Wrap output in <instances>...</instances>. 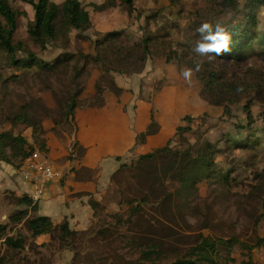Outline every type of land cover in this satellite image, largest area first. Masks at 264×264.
I'll return each instance as SVG.
<instances>
[{
  "label": "trees",
  "instance_id": "1",
  "mask_svg": "<svg viewBox=\"0 0 264 264\" xmlns=\"http://www.w3.org/2000/svg\"><path fill=\"white\" fill-rule=\"evenodd\" d=\"M21 1L34 12L32 19L25 27L29 40L35 47H40L43 51L51 46L53 50L62 52L52 63L48 64L33 52L30 46L20 42L19 50L26 51L28 55L27 58L21 59L20 55L14 51L13 45L18 31V12L13 10L10 0H0V53L15 67L13 74L2 81L6 90L1 87L5 94L3 93L4 95L0 97V103L2 102L0 104V162H6L19 169L33 153L39 152L45 155L43 152H47L45 140L35 133L38 123L33 126V135H31L34 140L33 146H28L25 137V132L30 128L33 105L31 97L28 100L25 92L18 93V100L21 102H14L17 100H12V97L9 96L10 94L15 95L17 88L25 85L26 79L33 73L32 70L35 66L40 68L39 74L47 77L57 76L61 73L65 75L75 73L76 76H81L85 72L87 73L86 79L90 78L93 73L92 70H89L90 60L79 54L67 52V49L72 46L70 45L72 33L80 32L82 38L94 45L96 53L92 60L102 68L101 72L105 74L115 73L121 76L128 74L137 63L139 55L148 57L147 59L152 62L163 59L174 72V76L179 74L182 69H191L205 93L222 95L227 98V105L223 109L225 122L232 117V112L236 107L240 106L246 111L247 126L236 124L234 131L229 132L222 140L205 139L202 134L191 128L193 123L191 116L181 117V123L188 122V126L177 127L175 135L154 152L139 155L137 163L132 167L138 166L144 161H162L171 172L169 183L174 188V197L167 196L161 199L158 204L161 215L165 216L168 210L175 208L179 212L181 223L185 222L188 214H195L194 204L200 186L213 184L215 176L221 173L226 177L222 188L226 194L235 196L236 210L239 216L248 220L251 216L248 212L249 208L252 207L255 212H259V208H261L260 212L263 213L255 219L254 230L259 232L264 227V172H260L252 166L241 171L235 165L236 153L244 150L255 151L259 145L256 135L258 131H263L253 128L255 120L252 109L256 106V101L251 96L250 90L257 89L255 91L258 93L264 92V75L248 72L244 68L250 63H257L253 60L264 59V43L261 42L258 34L259 12L261 8H264V0H182L191 6L188 8V12L197 19L176 35H171L168 32L162 33L160 32L162 30L157 28V24L165 20L164 12L151 13L148 10H139L134 0H117L119 4L130 7L135 13V18L143 33L142 40L138 42L130 40V34L126 31L127 27L116 28L102 36L96 29L97 9L93 10L91 6H86L82 0H65L63 9H60L53 0H17L16 2L20 4ZM170 1L177 4L179 0ZM197 2H203L204 5L199 10H193ZM119 4L117 6H120ZM227 11L234 12L240 20V24L223 30L217 27L214 21ZM142 19L145 21L143 25L140 24ZM114 21H118V18ZM205 22L210 23V28L203 32L199 31L198 29ZM198 24H200L199 27H197ZM91 30L97 40H92L85 35ZM217 31L230 33L231 40L228 51H223L220 54L213 51L204 53L224 61L225 64H221L220 68L215 70L213 63L206 57L193 58L187 52L188 46H184L180 40L188 33L186 38L189 43L195 44L198 48L202 43H212L209 37L216 34ZM100 48L107 50L111 56H103L99 53ZM198 66L200 70L196 71ZM59 81L63 82L62 79ZM166 83L167 80L162 86ZM27 89L29 91L30 87ZM85 89L86 87H82L80 93L68 92L64 98L58 101L64 122L57 124L54 127L55 130L58 125L76 128V110L80 103L101 108L106 106L104 101L99 105L96 104L97 102H86L84 100ZM96 90H100V85H96ZM6 98H9L8 104H4ZM96 98L98 96L93 99L96 100ZM151 122L155 123V120H151ZM187 135L188 137H186ZM179 141L182 144L181 147L174 148V142ZM221 141L225 143V150L218 148ZM222 156L229 162L219 164L218 158ZM253 158L258 159L256 155ZM70 159H73L71 155ZM12 194L16 196L20 205H27V208L14 212L6 224L0 223V252L4 245L7 247V252L17 254L26 250L27 238L23 234L8 235L6 233L10 225L8 223L18 226L25 222L29 232L36 240L47 235L53 229L54 224L50 217L37 215L38 205L29 196ZM94 197L89 201L93 212L92 216L96 215L97 209H103V205L100 203V194L97 196L99 197L97 201L94 200ZM142 202H129L127 220L125 219L127 216L119 213L111 214V217L116 220V225L127 223L132 225L137 216L142 218L146 206L144 205L146 202ZM195 216L198 218L196 233L188 240V243L191 244L188 248L183 249L175 245L176 242L184 241L181 233L175 229L177 227L172 228L161 223V227L157 226V231L161 232V235L156 234V237L148 238L147 241L140 244L138 243L139 239L133 242L132 250L138 254L137 257L127 260L122 256L118 258L115 256L117 263L112 264H235L237 250L241 256L248 259L242 261L241 264H252L250 260L252 251L264 248V236L257 235L254 240L248 241H243L238 236H221L213 231L219 226L216 215L206 212ZM225 225L230 228L227 222ZM61 227L70 242L72 241L71 234H81L80 231L72 232L68 223ZM181 227L184 231L183 224ZM207 230L210 231L209 235L204 233ZM103 232L100 231L99 234ZM219 252L223 254L222 257L219 256ZM0 264L23 263L21 260L5 262L0 256Z\"/></svg>",
  "mask_w": 264,
  "mask_h": 264
},
{
  "label": "rangeland",
  "instance_id": "2",
  "mask_svg": "<svg viewBox=\"0 0 264 264\" xmlns=\"http://www.w3.org/2000/svg\"><path fill=\"white\" fill-rule=\"evenodd\" d=\"M16 1L17 0H10L13 10L17 11L19 15L17 19L18 31L16 39L13 42L14 51L20 55L21 59L27 58L28 55L26 51L19 50L18 48V44L24 42V44L30 46L33 52L37 53L41 59H44L48 64L52 63L57 58L60 50L55 51L51 46H48L47 50L43 51L40 47L34 46L25 32L26 24L32 19L34 12L31 11L23 1H21L20 4H17ZM53 1L60 9H63L65 0ZM82 1L86 6H91L93 10L97 9V18L95 17L96 29L102 36H105L116 28L124 29V27H127L128 29L126 31L130 34V40L134 42L142 40L143 33L135 18L136 15L130 7L119 4L117 0ZM134 3L139 10H148L151 13L161 11L166 14L165 20L157 24V28H160L162 30L160 32L162 33L168 32L171 35L180 34L182 29L188 28L189 24L197 19L188 12V8L191 6L186 4V1L179 0L177 4H175L171 3L170 0H134ZM117 4L120 6H117ZM102 5H104V7H102ZM203 5V2H197L193 10H199ZM259 14L260 26L258 28V34L261 42L264 43V8L260 9ZM116 18H118V21H114ZM214 22L217 27L223 30L240 24V20L232 11H227L218 16ZM144 23L145 21L142 19L140 24L143 25ZM199 25L200 24H198L197 27H199ZM153 26L156 27V25ZM85 35L92 40H97L93 30L87 32ZM186 36H188V33L185 34V37H181L180 42L184 46H188L187 52L193 58L200 59L206 57L213 63L215 70L219 69L221 64H225L224 61L217 60L211 55L199 53L195 44H190ZM70 45L72 46L70 49H67V52L87 57L90 60L88 63L89 70H92L93 73H97L96 75L99 76V78H107L109 80L106 81L107 86L97 81L96 83L100 85V90H94L92 97L86 98V100L89 101L95 96H98L94 101L97 102V105L101 104L103 101L106 102V106L102 108L95 106L96 115L101 123L100 126L87 127L86 130L82 132V112L81 109L78 108L76 112L79 124L78 131H76L77 128L74 129L71 127H67L66 131L63 130V134L69 131V139L64 140L62 144L63 147H66L68 142L71 143L70 149L68 150V160H72L70 159V155L72 158L74 157L73 150L76 147H78V153L81 157L90 153L93 147L102 145L104 153L102 154L100 166L97 167L96 170H92L91 167L86 170L95 178L93 181L94 188L91 192L95 191L97 188L100 190V187H102L105 181L104 173L106 169L111 164H115L114 156L121 158L119 160L122 162L127 161L129 155L134 156L132 158L133 160L131 159L132 161H129L128 165L131 168L137 167L139 179L143 184L136 181L135 177L137 173L131 171L129 176H127V180L116 189V192L119 193L117 202L111 201L108 205H103L100 199L103 209H97L95 216L89 213L88 215L86 214L87 206V208L84 206H78L79 208L72 206V203L77 202V198L80 199L84 197L83 191H74L72 198L68 202L69 209L71 210L70 216H67L65 206L60 205L53 208L47 215L52 220L54 227L47 234V237L43 239L39 238L36 240L33 238L25 222L18 226L8 223L10 225L6 233L12 236H17L18 234L26 236L27 247L25 251L15 254L13 252H7V247L3 245L0 256L5 262H16L21 260L23 264L117 263V259L114 258L115 256L117 258L122 256L127 260L137 257L138 254L132 250L133 242L139 239L138 243L140 244L143 241H147L148 238L156 237V234L161 235V232L157 231V226H160L161 223L171 226L172 228L177 227L175 229L181 233L184 241L176 242L175 245L186 249L191 245L188 243V240L196 233L195 229L198 218L195 215H201L206 212L216 215V221L219 223V226L213 231L218 235L238 236L243 241L254 240L257 235L264 236V227L261 228L259 232L254 230L255 219L263 213L260 212L261 208H259V212H255L252 207L248 209V212L251 214V220L240 217L236 210L235 196L226 194L222 188L223 181L225 180L224 178L226 177L221 173L215 176V182L213 184L200 186V191L194 204L195 214H188L185 218V222L181 223L179 212L175 208L168 210L165 216H162L160 209H158V204L161 199L167 196L171 198L174 197V188L171 187L169 183L170 170L168 171L167 167L166 170L162 168V171L157 168L158 177L155 178L153 170H148L145 165L140 168L138 167L145 161L138 166L132 167L137 163L139 155L148 152L152 153L157 148L165 145L167 141L175 135L177 127L188 126V122L181 123V117L191 116L193 120L191 128L202 134L205 139L222 140L229 132L234 131L236 124L240 123L247 126L248 120L246 111L242 107H236L232 112V117L225 122L223 109L227 105V98L222 95L217 96L205 93L203 88L199 85L194 71H192L190 77L184 75V73L188 71L187 69H182L179 74L174 76V72L168 67L165 60L160 59L152 62L150 59H147L148 57L139 55L137 57V63L128 74L124 76L116 75L115 73L105 74L101 72L102 68L92 60L93 55L96 53L94 45L89 44L86 39L82 38L80 32L72 33ZM86 53H88V55H86ZM99 53L106 57L111 56L110 53L103 48H100ZM253 61H257V63H250L244 70L264 75V59L259 58ZM14 68L15 67L9 63V60L0 53V97L5 94V91L1 90V87L5 89V85L2 84V81L4 78L13 74ZM227 68L230 67L227 66ZM39 69L38 66H35L32 70L33 73L26 79L25 85L18 87L15 95L10 94L9 97H12V100H17L14 102L20 101L18 100V93L25 92L28 96V100L31 97L33 103L39 95L42 94L41 97L49 95L54 102L55 110L61 111L58 106V101L64 98L68 92L80 93L82 87H87L88 82L93 78L92 73L91 79H86L87 73L85 72V74L83 73L84 75L82 74L83 76H76L75 73L66 75L61 73L57 76L47 77L46 75L39 74ZM149 77L155 78L157 81L151 82L152 86H146L144 83L142 85L141 81ZM59 79H62L63 82H60ZM133 80L136 82L135 89L134 91L129 89V92L134 94L136 99L134 107L131 106L129 108L133 111L134 116V118L131 119L130 112L127 108L122 110L118 109V105L122 104L118 93L124 95V88L127 86L132 88ZM166 80V85L162 86ZM112 83L116 84L115 86L118 88V97H116L114 92L112 94L109 92ZM27 87H30L29 91ZM255 90L257 89L250 90L251 96L256 101V106L252 109V115L255 120L253 128L263 131H258L256 135L259 145H257L255 151L244 150L236 153L235 165L241 171L252 166L256 170L264 172V92L258 93ZM54 91L56 93V99L53 96ZM144 99H149V103H146ZM8 101L9 98H6L4 104H8ZM0 104H2V102ZM117 111H120L121 116L128 120L129 125H131L133 120V124L135 123V125L130 127L134 132H140L141 129L147 130L151 128L150 130H152V128H154L153 135L146 136L149 131L148 129L146 132L143 131L144 133L142 134L145 135L131 134L124 136L121 131L108 122L109 116ZM151 120H155V123L151 122ZM154 126H159V128L155 129ZM78 132H82L83 135L80 136ZM35 133L40 137L42 135V129L37 127ZM106 134L117 138L110 146L102 140V137ZM29 135H33V130H29ZM186 137H188V135ZM81 139L82 142H79ZM254 139L255 136L253 137V141ZM181 145L180 141L177 143L174 142L173 144L174 148H180ZM218 148L225 150V143L221 141ZM130 151L133 153L130 154ZM100 154L101 152H99V156ZM254 155H256L258 159H254ZM221 162L228 163L229 161L222 156L218 158V163L220 164ZM123 166L127 165H122V167ZM80 167H82V164L76 168L75 172L80 171ZM113 197L112 195L109 199L111 200ZM12 199L14 201H9L8 204H5L2 199H0V216H6L7 222L8 218L16 212L13 207L17 199L13 197ZM98 199L99 197H94L95 201ZM129 202H146L144 203V205H146L144 208V215L142 218L137 216L132 225L127 223L117 226L116 220L111 217V214L119 213L120 215L127 216L126 218L124 217L127 220L128 208L130 207ZM122 203L124 204L122 205ZM43 213V209H41L37 215L44 216ZM73 215L75 218L82 216L84 220H79V223L74 226V223L70 220ZM7 222L3 219L0 220V223L3 224ZM225 222L228 223L230 228L226 227ZM65 223L69 224V228L72 232H81L79 235L71 234V242L65 237L61 227ZM182 224L185 228L184 231L181 227ZM100 231L104 232L99 234ZM204 233L209 235L210 231L207 230ZM237 253L239 255V250H237ZM218 254L220 257L223 256L221 252Z\"/></svg>",
  "mask_w": 264,
  "mask_h": 264
},
{
  "label": "crops",
  "instance_id": "3",
  "mask_svg": "<svg viewBox=\"0 0 264 264\" xmlns=\"http://www.w3.org/2000/svg\"><path fill=\"white\" fill-rule=\"evenodd\" d=\"M62 52L61 50L59 51ZM58 53V55L60 54ZM57 55V56H58ZM148 66V65H147ZM97 73H93V78L88 82V85L85 89V95L84 100L86 102H94L95 100H89L87 101L86 98L92 97V94H94V90H96L97 81L104 83L105 86H107V82L109 79L107 78H99V76L96 75ZM91 76V77H92ZM157 81L155 78L149 77L143 79L141 81V84H146V86H152L151 82ZM116 84L112 83V87L109 88V92L111 94L114 92L116 97L120 95L119 99L122 101V104L118 105V109H125L127 108L130 112V118L133 119V111L129 109L131 106L134 107V102L136 99V96L134 94L129 92V89L133 90L135 89L136 82L133 80L132 88L127 86L124 88V95L119 94L117 92ZM131 85V84H128ZM94 88V89H93ZM55 92V91H54ZM118 93V95H117ZM42 95V94H41ZM39 95L38 98L34 101L31 109L32 113L30 116V128L25 132V137L27 139L28 146L34 145V140L29 135V130H33V126L38 123V127L42 129V135L40 136L41 139H44L47 146V152H43L45 155L41 154L40 157L50 161L54 168L62 175V184L61 185H54L50 182H43L40 185V190L42 192L41 196L38 195V189L25 180L19 173V170H17L13 165L7 164L6 162H0V199L5 204H8L9 201H14L12 199L16 198L12 193H16L18 196L27 195L29 196L34 203H37L38 205V211L40 212L41 209H43L44 216H47L51 212L53 208H56L57 206H65V211L67 213V216H70L71 210L69 209L68 202L72 198V194L74 191H83V198L76 199L77 202L72 203V206H75L76 208H79L78 206H84L87 208V215L88 213L92 215V211L90 209L89 201L96 196L97 194L102 197L101 202L103 205H108V203H111V201L117 202L118 192H116V189L120 187L121 184H123L127 180V176L131 173V171H134L137 173V176L135 177L136 181L140 184H143L139 179V171L136 168L129 167L128 163L129 161H132L134 156L129 155V159L125 162L120 161L119 157L114 156L115 164H111L105 171V181L102 185V187L95 189V191L91 192L94 188V176L90 174L88 171V168L91 167L92 170H96L97 167L100 166L102 154L104 153V149L102 145H98L97 147H93L90 151V153L85 154L84 156H79L78 153V147L74 148L73 150V159L68 160V150L70 149L71 143L68 142L66 147H63V141L69 139V134L67 131L65 134H63V130H67V127L58 125L54 129V127L57 124H61L64 122V117L62 114V111H56L54 107V102L51 100V97L49 95H46L44 97H41ZM91 95V96H90ZM53 96L56 99L55 94L53 93ZM41 97V98H40ZM146 103H149V99H144ZM78 108L81 109L82 116H81V128L82 132L86 130L87 127L92 126H100V122L98 120V117L96 115V109L95 106L88 105L86 103H80ZM77 108V109H78ZM77 112V110H76ZM108 122L113 124L119 131L123 133V135H133L137 134L140 135L144 133L143 131H149L147 132L146 136L148 135L152 136L154 133V128L150 130L151 128H148L147 130L141 129L140 132H134L130 126H134L133 120L131 122V125H129V122L127 119H125L123 116H121V112L117 111L109 116ZM154 124V123H152ZM78 121H77V114H76V128L78 131ZM153 127V126H152ZM155 127V126H154ZM158 127H155V129H158ZM28 132V134H27ZM82 132H78L80 136H82ZM98 135V134H97ZM102 140L105 141L108 146L112 145V142L116 141L117 138L112 135H104L102 137ZM82 142V139L79 141ZM134 147V145H133ZM132 147V148H133ZM99 152H101L99 156ZM133 152L130 151V154ZM53 154V156H52ZM132 159V160H131ZM148 162V163H147ZM82 164V167H80V171L75 172L76 168H78ZM122 165H127L123 166ZM145 165L148 170H153L154 177H158L157 175V168L162 171L166 170L168 167L163 162H154V161H145L138 167ZM167 167V168H166ZM169 171V169H168ZM3 186V187H2ZM86 193V195H85ZM88 194V195H87ZM12 197H11V196ZM97 195V196H98ZM114 196L111 200L109 199L111 196ZM10 196V197H9ZM119 203V202H118ZM16 211L26 209L27 205H20L18 201L16 200V204L13 207ZM92 218V217H91ZM7 219L6 216L1 217L0 220ZM82 216L75 218V216H72V219H70L74 226H76L79 223V220H81ZM47 235L40 237V239L46 238ZM263 237V236H261ZM248 260L246 257L241 256L237 254V261L235 264H241L242 261ZM251 262L252 264H264V248L255 249L252 251L251 254Z\"/></svg>",
  "mask_w": 264,
  "mask_h": 264
},
{
  "label": "built area",
  "instance_id": "4",
  "mask_svg": "<svg viewBox=\"0 0 264 264\" xmlns=\"http://www.w3.org/2000/svg\"><path fill=\"white\" fill-rule=\"evenodd\" d=\"M40 156L39 152L33 153L19 169L17 168L20 175L38 189L39 196L42 194L40 185L43 182H50L54 185H60L62 182V175L53 164Z\"/></svg>",
  "mask_w": 264,
  "mask_h": 264
},
{
  "label": "clouds",
  "instance_id": "5",
  "mask_svg": "<svg viewBox=\"0 0 264 264\" xmlns=\"http://www.w3.org/2000/svg\"><path fill=\"white\" fill-rule=\"evenodd\" d=\"M210 23L205 22L202 24L201 28L198 29L199 31L203 32L205 29L210 28ZM209 39L212 41V43H202L197 48V51L201 54L207 53L209 51H213L217 54L222 53L223 51H228L229 44L231 40V35L228 32L225 31H217L216 34L211 35ZM199 66L197 67L196 71H199ZM192 74V70L189 69L184 73L186 77H190Z\"/></svg>",
  "mask_w": 264,
  "mask_h": 264
}]
</instances>
